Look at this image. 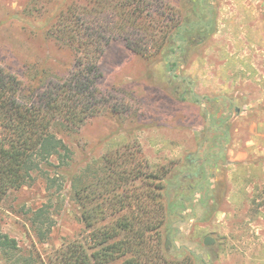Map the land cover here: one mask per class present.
Masks as SVG:
<instances>
[{
	"label": "rangeland",
	"instance_id": "1",
	"mask_svg": "<svg viewBox=\"0 0 264 264\" xmlns=\"http://www.w3.org/2000/svg\"><path fill=\"white\" fill-rule=\"evenodd\" d=\"M162 2L152 14L149 34L156 39L182 7V0ZM63 5L65 0H0V68L21 82L24 98L75 73L80 52L66 34L51 30ZM200 16L214 23V31L194 49L184 43L172 72L160 55L150 56L152 50L150 57L136 54L119 32L107 36L98 60L95 115L76 125L53 126L72 152L68 171L73 180L50 172L56 179L52 187L37 176L31 186L9 192L0 203V232L17 242L22 256L49 263L56 251L81 241L86 229L73 183L104 176L113 162L117 170L142 163L146 167L140 177L153 173L161 179L165 219L160 235L171 261L185 256L192 264H264V215L245 213V204L239 206L233 197L235 190L226 202L221 184L208 206L210 187L201 182L203 175L192 178L197 166L191 162L207 161L231 141L242 150L239 142L248 138L251 127L264 131V0H210ZM129 154L134 155L127 159ZM248 160L261 171L245 167L236 169V175L256 171L261 176L264 158L250 155ZM220 168L223 180L228 165L222 161ZM251 191L248 207L264 208V192ZM41 208L51 228L45 242L31 224L32 214ZM219 209L225 214L216 215ZM110 216H104L106 222ZM207 237L215 241L210 247L203 244ZM0 264H7L1 256Z\"/></svg>",
	"mask_w": 264,
	"mask_h": 264
},
{
	"label": "trees",
	"instance_id": "2",
	"mask_svg": "<svg viewBox=\"0 0 264 264\" xmlns=\"http://www.w3.org/2000/svg\"><path fill=\"white\" fill-rule=\"evenodd\" d=\"M65 1L51 30L66 34L80 52L74 75L24 98L21 82L0 68V203L9 192L31 186L37 176L52 187L56 179L50 172L73 180L68 171L72 152L54 134L53 126L57 122L76 125L95 115L99 104L95 90L98 60L109 34H122L136 54L160 55L167 71L172 72L184 54V43L194 49L214 31V23L200 16L210 0H182V7L170 18L171 24L159 32L160 39L149 33L154 27L153 9L162 6L163 0H87L85 7L76 0ZM112 165L104 176H94L82 185L73 183L86 229L80 242L65 245L46 263L33 255L22 256L17 242L0 232L1 258L7 264H192L185 256L171 261L162 246L165 208L161 179L153 173L140 177L141 168L146 167L142 163L134 168L117 165L119 170ZM139 180L143 184L135 186ZM92 198L95 203H91ZM123 211L126 213L120 216ZM46 214L41 208L31 216L32 228L41 242L51 233ZM108 214L111 216L106 222L104 216Z\"/></svg>",
	"mask_w": 264,
	"mask_h": 264
},
{
	"label": "crops",
	"instance_id": "3",
	"mask_svg": "<svg viewBox=\"0 0 264 264\" xmlns=\"http://www.w3.org/2000/svg\"><path fill=\"white\" fill-rule=\"evenodd\" d=\"M263 127V125H261ZM262 132H256L254 131V129L251 127L248 131V133H250V135H247L248 138L245 141L239 142L240 144L238 145L239 147L241 146L242 150L236 149L237 145H233V141H231V143L229 145H225L226 149L224 150V157L226 154V159H222L220 158V162L223 161V163L226 162V164L228 165V173L226 174V176L222 179H220V177L215 176L211 179H207L206 181H201V182H205L203 184H208L210 187V194L208 195L210 202L208 203V206L210 203H212L213 196L214 194H216V189L218 188V186L223 185V187H226L225 190V200L227 202V199L230 200V195L234 193L235 197L234 199H238V203L239 206L243 205V203L245 204L243 206V209L245 210V213H249V211L252 214H255L256 216H260V215H264V208H259V207H252L249 208L248 204H246V202L248 203L250 200L253 199V192L251 191L252 189H256L259 191L264 192V167H263V171L261 173V176L255 175L257 172L254 171L253 174H243V175H236V169H242V168H252L254 170H260L261 168L259 166V164H253L252 161L248 160L250 155H253L254 158L257 157H263L264 158V131L260 130ZM256 141H260L262 142L261 144H259L258 146H256ZM248 149V152H244L243 149ZM217 154V153H215ZM217 157H215L216 159ZM219 158H217L219 160ZM232 168H235V171H232ZM259 171V172H260ZM233 173V174H232ZM223 182V183H222ZM201 194H197L195 195V198L200 199L201 198ZM194 198V199H195ZM232 213H234L235 211V207L232 206ZM204 212V210H203ZM206 212V211H205ZM230 213V212H229ZM228 213V214H229ZM215 214H225L222 210H217L215 211ZM256 226L260 227V224H257Z\"/></svg>",
	"mask_w": 264,
	"mask_h": 264
},
{
	"label": "flooded vegetation",
	"instance_id": "4",
	"mask_svg": "<svg viewBox=\"0 0 264 264\" xmlns=\"http://www.w3.org/2000/svg\"><path fill=\"white\" fill-rule=\"evenodd\" d=\"M226 149V147L224 146V148L220 149L221 151H219L217 154L211 155L210 158L207 161H201L198 160L195 163L192 162V165L197 166V173L193 174V179L194 178H200L203 175L202 180L206 181L207 179H211L215 176H220L221 175V162L218 161V159L215 157H223L222 152H224V150ZM211 172V174H209ZM189 178V177H188ZM188 180V179H187Z\"/></svg>",
	"mask_w": 264,
	"mask_h": 264
},
{
	"label": "water",
	"instance_id": "5",
	"mask_svg": "<svg viewBox=\"0 0 264 264\" xmlns=\"http://www.w3.org/2000/svg\"><path fill=\"white\" fill-rule=\"evenodd\" d=\"M214 242L215 241L212 238L207 237V238L204 239L203 244L206 247H210V246H212L214 244Z\"/></svg>",
	"mask_w": 264,
	"mask_h": 264
}]
</instances>
